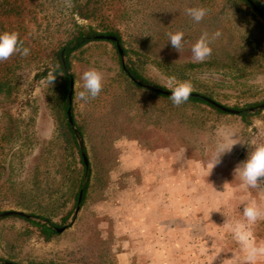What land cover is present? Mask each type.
I'll return each instance as SVG.
<instances>
[{"label": "rangeland", "instance_id": "obj_1", "mask_svg": "<svg viewBox=\"0 0 264 264\" xmlns=\"http://www.w3.org/2000/svg\"><path fill=\"white\" fill-rule=\"evenodd\" d=\"M123 4L114 23L128 52L126 64L131 59L152 85L164 88L174 76L230 108L264 102V20L247 3ZM195 6L208 9L199 23L185 11ZM177 30L185 33L180 52L168 43V33ZM216 30L222 35L211 43V56L193 62L192 44L203 32ZM116 51L107 41H91L71 56L72 116L89 163L77 213L85 167L77 141L66 134L60 85L55 80L50 85L47 74L35 79L47 59L21 62L14 70L15 100L0 98V136L7 134L4 112L17 127L12 139L1 143L0 183L7 180V187L0 193V212L22 210L33 220L43 217L67 228L45 241L24 219L0 218V258L17 264H208L209 250L222 249L213 264H242L227 224L242 219L241 198L264 208V181L243 189L234 169L252 142L264 139V111L245 124L238 115L202 103L175 106L134 84ZM90 67L102 74L103 89L84 103L77 93ZM231 129L245 141L242 153L225 152L208 175L219 134ZM214 208L220 212L209 216ZM253 232L264 242V220Z\"/></svg>", "mask_w": 264, "mask_h": 264}, {"label": "trees", "instance_id": "obj_2", "mask_svg": "<svg viewBox=\"0 0 264 264\" xmlns=\"http://www.w3.org/2000/svg\"><path fill=\"white\" fill-rule=\"evenodd\" d=\"M242 1L245 2L244 0ZM254 1L264 13V3L260 0ZM124 10L123 0H0V32L12 30L18 32L24 46L30 49L28 56L14 54L8 60L0 62V98L2 97L8 103H12L15 100V86L12 78L14 70L19 63H28L36 59H47L48 62L44 66L45 69L36 73L35 79L44 77L49 71L48 69L53 66H59L63 74H57L55 81H58L60 85L61 104L63 111H65L67 108L69 79L72 77L71 72H69L72 64L71 56L74 52L91 41H107L116 50L114 42L93 38L97 34H108L118 38L125 55H128L119 29L114 23V18L123 13ZM79 20H90L95 24H80ZM61 54H63L65 68L63 67ZM126 65L128 72L139 81L153 84L149 78L141 73L131 59L128 60ZM160 95L169 98V96ZM188 101L202 103L218 112L224 113L200 97L190 96ZM253 105L233 107L242 110L238 116L245 124H249V119L252 116L260 114L247 111V108ZM4 116H6L8 128L7 134L0 136V149L2 140L7 141L6 137H8L9 141L12 139L13 134L17 132L16 119L13 118L12 114L4 112ZM73 121L76 123L74 118ZM77 127L81 133L80 126L78 125ZM66 134L69 140L76 144L74 134L67 122ZM6 181L0 183V193L5 191L7 187ZM78 187H80V180ZM77 194H75V198H77ZM85 194L86 186L83 187L82 202L85 199ZM18 217L36 227L38 234L45 241L50 240L57 233L55 231L57 224L49 219L46 220L40 217V220L37 221L31 218ZM5 261L7 260L0 258V264H6Z\"/></svg>", "mask_w": 264, "mask_h": 264}, {"label": "clouds", "instance_id": "obj_3", "mask_svg": "<svg viewBox=\"0 0 264 264\" xmlns=\"http://www.w3.org/2000/svg\"><path fill=\"white\" fill-rule=\"evenodd\" d=\"M186 14L195 22L202 21L208 13V9L203 6L189 7ZM222 33L219 30L209 34L203 32L191 46L193 62H203L211 56V43L220 38ZM147 36V35H145ZM185 33L182 30L168 33V43L180 52L183 47ZM30 49L25 47L20 39L19 33L12 31L0 32V62L8 60L14 54L28 56ZM57 74H63L59 66H53L47 73V82L51 85ZM82 90L78 91L77 99L87 103L90 99H95L103 89V77L95 67H90L82 73ZM170 90L169 96L175 106H180L188 102L193 85L189 80H178L174 76H169L166 83L162 86ZM237 142L233 133L221 132L215 143L213 158L208 163V175L215 164L219 161L222 154L230 151ZM243 143V142H242ZM234 173L241 181L240 187L243 189H255L264 181V139L255 140L251 144V150L247 152V157L239 162L234 169ZM242 219L229 222L227 228L231 233L232 239L239 245L242 253V264H260L264 259V242L256 239L253 226L258 221L264 220V208L250 197L241 198L239 203ZM220 212L219 208L210 209V213ZM202 251H204L202 249ZM213 255L208 256V264H213L214 260L223 250L210 249ZM222 264V261H221Z\"/></svg>", "mask_w": 264, "mask_h": 264}, {"label": "water", "instance_id": "obj_4", "mask_svg": "<svg viewBox=\"0 0 264 264\" xmlns=\"http://www.w3.org/2000/svg\"><path fill=\"white\" fill-rule=\"evenodd\" d=\"M251 8L252 10L258 14L263 20H264V13L262 12V10L260 9V7L256 4V2L254 0H244ZM94 39H99V40H109L114 42L116 50L119 54L120 60H121V66L123 71L128 75V77L130 78V80L136 84L137 86L150 90L152 92L158 93V94H163L166 96H170L171 92L170 90L161 88V87H157L154 86L152 84L149 83H143L141 81H139L137 78H135L134 76H132L129 72L128 69L126 67V61H125V53L124 50L118 40V38L114 35H108V34H97L93 36ZM61 60L63 63V67L65 68V62H64V58H63V54H61ZM73 89H74V79L72 77H70L69 79V85H68V93H67V109H66V116H67V121L69 123V125L71 126V129L73 131V134L75 136V139L77 141L78 147L80 149V153H81V157H82V161L84 163V167H85V174L83 177V181H82V188L79 191L78 194V199H77V205L75 208V213H77L79 211L80 208V203L82 201V196H83V187L86 183L87 180V174H88V169H89V163H88V158L86 153L83 151L84 148V143H83V138L80 134L79 129L74 125V121H73V116H72V95H73ZM191 96H195V97H200L202 98L204 101H206L207 103L213 105L215 108H218L219 110L228 113V114H234V115H239L242 110L239 109H234V108H230L227 107L217 101H215L214 99L204 96L202 94L199 93H195L192 92ZM247 111L249 113H255V112H262L264 111V102L260 103L256 106H251L247 108ZM6 216H21V217H26V218H31V215L22 211V210H16V209H8V210H4L2 212H0V218L6 217ZM66 226H63L61 228L55 227V231L56 232H61L64 229H66ZM6 264H17L11 261H5Z\"/></svg>", "mask_w": 264, "mask_h": 264}, {"label": "crops", "instance_id": "obj_5", "mask_svg": "<svg viewBox=\"0 0 264 264\" xmlns=\"http://www.w3.org/2000/svg\"><path fill=\"white\" fill-rule=\"evenodd\" d=\"M228 133H233L234 136H235V139L238 140V141H241V142H237L235 145L232 146L231 150L228 151L229 153H232V152H238V154H241L242 153V149L244 147V144H245V141L242 139V137L240 136L239 133H236L235 130L231 129ZM243 142V143H242Z\"/></svg>", "mask_w": 264, "mask_h": 264}]
</instances>
